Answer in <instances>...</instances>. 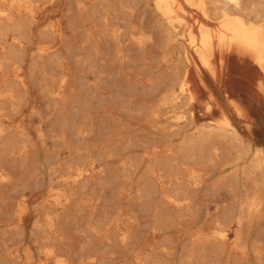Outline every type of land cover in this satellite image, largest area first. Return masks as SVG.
Masks as SVG:
<instances>
[{"label": "rangeland", "instance_id": "obj_1", "mask_svg": "<svg viewBox=\"0 0 264 264\" xmlns=\"http://www.w3.org/2000/svg\"><path fill=\"white\" fill-rule=\"evenodd\" d=\"M38 1L35 17L24 20L23 82H15L9 69L0 81V88L11 94L0 104L6 117L0 127L21 130L25 148L12 168L16 188L31 196L25 229L15 238L21 249L34 244V208L50 186L83 168L78 181L59 185L75 197L66 229L76 260L92 254V264H264V190L252 188L238 168L219 170L202 159L209 143H202V129L196 128L218 114L208 116L196 108L193 117L177 122L159 105L169 76L158 67L160 20L145 9L153 0H116L131 10L120 21L121 44L102 33L83 35L80 22L70 15L69 0ZM207 1L210 12L222 6L221 0L219 6ZM241 1L243 7L252 2L264 6V0ZM213 16L206 22L211 27L218 22ZM140 22L154 36L143 49L128 37L130 26ZM52 26L58 34L49 30ZM43 43L51 47L39 55ZM168 52L175 60L180 53L173 45ZM219 73L217 80L203 77L204 97L235 87L239 102L264 115L263 99L250 97L259 78L250 58L231 57ZM260 121L264 124V118ZM235 126L239 132L256 130L264 140V129H251L250 120ZM211 144L223 157L227 154L225 143ZM191 171L201 178L191 177ZM256 194L263 195V203L252 212L248 201ZM238 216L247 254L233 248V232L225 244L204 240L216 223L234 229ZM90 226L99 233L81 237ZM257 247L263 250L262 261L253 254Z\"/></svg>", "mask_w": 264, "mask_h": 264}, {"label": "bare ground", "instance_id": "obj_2", "mask_svg": "<svg viewBox=\"0 0 264 264\" xmlns=\"http://www.w3.org/2000/svg\"><path fill=\"white\" fill-rule=\"evenodd\" d=\"M213 1L218 4V0ZM38 2L0 0V81L6 78L3 72L9 69L15 82H23L21 61L25 48L24 20H32L35 17ZM208 2L153 0L152 5L146 4L145 9L160 20L158 25L163 54L158 67L169 76L159 105L177 122L193 117L196 108L203 109L208 116L217 113L216 118L196 128L202 129V143H209L202 159L219 170L226 165L234 166L250 182L252 188L264 190V140L256 130L244 128L242 133L235 126V123L242 120H250L251 129H264V124L260 121L264 115L261 116L259 112L255 114L251 107L244 106L241 103L243 101L239 102L236 99L238 90L235 87L226 94L221 91L217 94L208 92L204 97L201 86L203 77L217 80L219 72L227 68L229 58L248 57L259 72V78L254 83V94H250V97L264 101V6L252 2L243 7L241 0H221L219 3H222V6L218 4L217 12L211 11L214 15L217 14L215 17L218 19L215 27H211L206 24L209 19L214 18L209 11L211 7L208 8ZM229 8L235 12H229ZM69 9L72 18L80 22L83 35L102 33L103 37L121 44L120 21L124 19L125 14L131 13V10L122 4L118 5L116 0H69ZM249 16L254 19H248ZM180 28L182 30H179ZM49 30L56 35L59 29L52 26ZM128 37L139 49L154 42L153 34L149 29L143 28L141 22L130 26ZM172 45L180 52L176 60L168 52ZM50 47L49 44H40L37 53L45 54L49 52ZM117 53L118 59L123 61V53L119 50ZM10 96L11 94L0 88V104ZM179 107L184 108L179 111ZM5 119L0 110V123ZM12 131L0 127V264L94 263V255L87 254L76 260L69 250L72 249V242L66 224L71 219V203L75 197L73 193L59 186L71 180L78 181L85 172L83 168H78L72 175L55 181L48 189L47 195L34 208L35 218L31 227L34 244L22 250L15 240L25 229L31 196L24 189L18 190L15 185L12 168L18 167L25 155V148L21 143L22 131ZM212 140L226 144L228 152L224 157L219 148L211 144ZM190 175L195 179L201 178V174L195 171H191ZM10 188L12 189L9 190ZM262 203L263 195L256 194L249 199L248 209L257 211ZM233 221L236 225L234 229L227 224H214L205 233L204 240L217 245L225 244L233 232V248L241 255L247 254L242 218L238 216ZM98 233L97 229L90 226L79 235L88 237ZM253 254L258 261L263 260V250L260 247H257Z\"/></svg>", "mask_w": 264, "mask_h": 264}]
</instances>
